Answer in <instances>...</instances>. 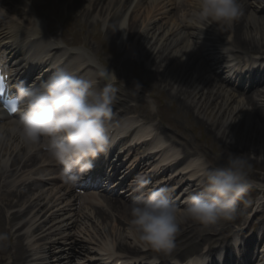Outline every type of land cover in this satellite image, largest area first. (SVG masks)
Masks as SVG:
<instances>
[{"label":"bare ground","instance_id":"bare-ground-1","mask_svg":"<svg viewBox=\"0 0 264 264\" xmlns=\"http://www.w3.org/2000/svg\"><path fill=\"white\" fill-rule=\"evenodd\" d=\"M60 1L67 7L79 6L85 11L83 17L88 23H93L90 17L101 21L106 26L101 39L120 41L122 53L129 59L141 61L148 72V82L153 87L168 89L180 109L177 112L171 109L168 116L171 121L180 124L183 112L193 123L191 126L202 125L206 135H214L210 146H222L225 155L246 156L264 166V1L248 4L240 0L242 15L225 26L196 19L197 0ZM21 2L23 14L14 12L17 15H11L14 19L8 21L0 14V54L14 60V65L28 74L34 73L35 67H42L31 80L34 85L53 75L46 71L50 65L47 62L50 56L61 51L56 60L63 65L55 68L57 73L93 78L96 81L93 91L103 89L104 81L98 82L97 76L104 68L93 53L84 47L65 51L58 38L43 28V20L37 15L44 0ZM123 3L129 4L128 7L122 6ZM29 43H36L37 53L27 59L29 53L25 49H29ZM242 54L245 57L240 59ZM64 55H68L66 59ZM226 73L231 78H239L240 86H248V89L230 83L229 78L224 77ZM139 76L137 72L134 80L123 79L127 84L126 99L139 98L130 92L139 84L147 88V79L139 82ZM154 96L157 98L156 94ZM149 99L154 102L150 96ZM161 101L164 104L165 97ZM110 107L108 150L86 173L93 174V181L98 177L104 179L105 188L98 190L102 194L78 190L77 184L82 180H67L62 168L55 167L59 163L40 150L44 143L29 147L18 133L10 130L12 124L0 127L7 136L0 141V208L1 211L17 209L4 217L7 227L0 229L3 236L0 253L4 254L0 264L4 260L7 264H50V258L56 257L55 252L60 254L59 259L67 254V264H117L122 258L124 264H148L153 258L148 255L149 247L129 231V206L148 190L164 188L182 212L187 197L202 190L201 174L205 168L214 166L194 149L181 147L183 145L174 140L176 134L158 114L153 116L152 123V119L147 121L140 115H127L126 118L122 112L115 111L112 104ZM155 107L162 111L159 105ZM9 167H14L11 173ZM75 174L80 176L78 170ZM255 176L264 180L258 174ZM112 179L113 183L108 186ZM141 179L146 182L143 186L139 183ZM21 182L25 186L24 191H19V199L3 202L1 196L12 195L9 188ZM257 183L261 185L262 181ZM250 207L243 208L241 214H246ZM196 224L203 223L189 220L180 224L175 245L179 246L184 238L186 250L176 254L172 249L180 261L173 257L164 264H248L254 256L258 235L264 234L261 230L249 233L243 228L226 235L230 226H222L219 234L225 235L219 240V249L215 250V241L209 240L206 234L186 232ZM9 226H17L15 233H22L24 229L25 235H17L15 250L5 255V242L10 240ZM227 238L235 239L233 245ZM24 239L26 250L23 249ZM84 242L90 245L85 250L88 255L82 254L80 243ZM246 249L252 251L244 254L241 250ZM218 250L221 252H216ZM261 254L264 256V250ZM34 255L38 256L36 260H32ZM258 261L264 264V257Z\"/></svg>","mask_w":264,"mask_h":264},{"label":"clouds","instance_id":"clouds-1","mask_svg":"<svg viewBox=\"0 0 264 264\" xmlns=\"http://www.w3.org/2000/svg\"><path fill=\"white\" fill-rule=\"evenodd\" d=\"M242 15L240 0H197L194 17L230 25ZM247 35V34H246ZM93 78H78L68 72L53 74L39 88L21 89L22 115L10 129L29 147L44 143L49 158L63 166L67 180L73 169L80 176L94 167V161L108 150L107 123L113 102L108 87L93 91ZM154 110V109H153ZM7 136L0 129V141ZM202 190L190 194L179 212L167 189H150L129 208V231L144 246L160 253L175 247V236L182 222L203 224L232 219L236 201L248 184L247 161L232 156L221 166L205 168ZM141 186L146 182L139 181Z\"/></svg>","mask_w":264,"mask_h":264},{"label":"rangeland","instance_id":"rangeland-1","mask_svg":"<svg viewBox=\"0 0 264 264\" xmlns=\"http://www.w3.org/2000/svg\"><path fill=\"white\" fill-rule=\"evenodd\" d=\"M264 1V0H263ZM262 1V2H263ZM253 3H259L260 0L251 1ZM39 8V7H38ZM42 14H40L41 17H44L47 20H52V19H58L57 20V29L61 30L62 26L61 23L66 24L67 27H69L72 23V20L75 18V11H70L68 8H65L64 4L61 1L58 0H45L44 6L42 7ZM54 15H57L55 17ZM91 26H88V29H90ZM100 32L103 31V26L99 25ZM70 29V28H69ZM70 32V31H69ZM78 32L82 34V29H78ZM61 31H58L57 34H60ZM69 38H72L73 35H69ZM83 39L92 49H97V54L101 57L102 61H105L107 65L113 66L117 73L119 74V78L122 79L121 82L117 81L109 87L111 91V95L113 97V109L117 112H122L123 115L127 118V115H141V113L146 114L147 113V119L148 121L155 116V114H158L159 118L162 119V122L167 125V127L171 128L172 133L176 134L177 137H174V140L178 141L181 143V147L186 146L185 148L193 149L195 148V151H200L202 153H205L207 158H211L216 165H224L229 158H231L233 155H225L223 151L222 146L217 145L219 148H213L210 146V142L212 139H214V135L208 136L205 134V130L203 126H191L193 124L192 122H189L187 117L183 115V112L181 113L182 117L179 123H175L174 121H171L170 118L168 117L171 114V109H174L176 112L179 109L178 101L174 100L168 91V89H163L159 87H153L149 82H148V72L144 70L141 61L135 58L129 59V57L124 55L125 53H121L120 50L121 44L117 40H107L104 41L100 44L96 43V40L92 39L91 36L84 35ZM68 42V41H67ZM69 43V42H68ZM77 46H83V41H79L76 43ZM95 52V51H94ZM96 53V52H95ZM237 57V56H236ZM245 57V54H242L243 59ZM122 68V73H120V69ZM134 70H139L140 73L142 74V77L147 79L146 83H148L147 88H141V87H136L134 90L138 93L141 102H135L133 99H126V93L127 91V84L124 82L123 79L125 80H130L132 78V74ZM122 89V91H121ZM134 90H130V92H134ZM123 93V95H120V93ZM160 93H162L160 95ZM153 94L157 95V98L153 97ZM149 96L151 99L154 101L153 106H152V101H150ZM165 97L166 102L163 104L162 103V98ZM124 99L128 101L127 104H125ZM120 104H114L118 103ZM143 103V106H139L138 104ZM156 105H159L160 108L162 109L159 110V108L155 107ZM175 108H174V105ZM151 107H155L154 110H151ZM128 108V109H127ZM192 115V114H191ZM142 116V115H141ZM193 116V115H192ZM144 117V116H143ZM145 118V117H144ZM153 123V119L150 121ZM196 124V123H195ZM222 150V151H221ZM241 159H244L247 161L248 165V181H251L252 185H255L257 188H254V190H251L253 193V201L252 203H256L258 200V196H263L264 197V191H262V186H264V180H260L258 176H255L256 174L260 175L259 177H264V166L262 164H259L258 161H255L256 164H254V160L246 156H239ZM210 163L215 164L210 161ZM213 166V165H212ZM255 181V182H254ZM262 181L261 185L257 186V182ZM259 184V183H258ZM252 188V187H251ZM243 197H239L237 199L238 203L247 202V205L249 204L247 201V195L242 193ZM242 205H237L236 206V211L241 210ZM244 208V207H243ZM246 220L241 219L238 223L234 224V230H236L239 226L243 227L245 224V227L249 233L250 231H255L256 228H264V203L260 204L259 206L257 205L255 209H250L248 213L246 214ZM227 227L225 226V221L222 219L217 220L215 223H210V224H196L191 226L190 228L187 229L186 232H189L190 234H206L209 240H214L215 243V248H217L219 245H221V242L219 240H223V236L229 235L228 233H225L223 236H221L219 233V229L221 227ZM2 228V227H1ZM185 232V233H186ZM12 241H15L14 238H11ZM262 240V239H261ZM227 241L229 242V238H227ZM185 239H182V242L179 246L174 247V250L176 254L184 252L185 249ZM260 242H258L257 247L259 246ZM207 246V250H208ZM258 250V249H256ZM173 250L169 252L171 256H175L176 254ZM160 255L162 258L165 259L166 255L168 253H157ZM2 256V253H0V257ZM180 259V257H178Z\"/></svg>","mask_w":264,"mask_h":264},{"label":"snow or ice","instance_id":"snow-or-ice-1","mask_svg":"<svg viewBox=\"0 0 264 264\" xmlns=\"http://www.w3.org/2000/svg\"><path fill=\"white\" fill-rule=\"evenodd\" d=\"M0 92H2V90H0ZM17 107L15 105H13L11 108H10V111L15 114L17 112Z\"/></svg>","mask_w":264,"mask_h":264}]
</instances>
